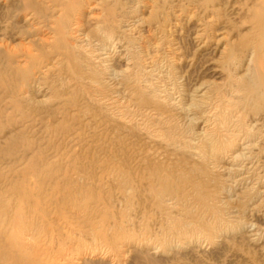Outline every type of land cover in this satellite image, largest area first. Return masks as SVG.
<instances>
[{"label":"bare ground","instance_id":"obj_1","mask_svg":"<svg viewBox=\"0 0 264 264\" xmlns=\"http://www.w3.org/2000/svg\"><path fill=\"white\" fill-rule=\"evenodd\" d=\"M213 257L264 264V0H0V264Z\"/></svg>","mask_w":264,"mask_h":264},{"label":"rangeland","instance_id":"obj_2","mask_svg":"<svg viewBox=\"0 0 264 264\" xmlns=\"http://www.w3.org/2000/svg\"><path fill=\"white\" fill-rule=\"evenodd\" d=\"M4 42V46H8L10 49H17V50H21L23 45L26 44V41L24 40L23 37H19L18 39H6L3 40ZM2 42V44H3ZM191 54V51H190ZM215 260V261H214ZM211 261L213 262V264H226L224 263V258H220L218 259L217 257H213L211 258ZM223 261V262H222Z\"/></svg>","mask_w":264,"mask_h":264}]
</instances>
